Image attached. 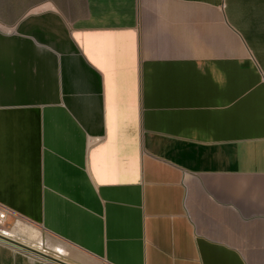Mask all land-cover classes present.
<instances>
[{"label": "crops", "instance_id": "0c3cea01", "mask_svg": "<svg viewBox=\"0 0 264 264\" xmlns=\"http://www.w3.org/2000/svg\"><path fill=\"white\" fill-rule=\"evenodd\" d=\"M0 211L68 264H264V0H0Z\"/></svg>", "mask_w": 264, "mask_h": 264}, {"label": "water", "instance_id": "95a60500", "mask_svg": "<svg viewBox=\"0 0 264 264\" xmlns=\"http://www.w3.org/2000/svg\"><path fill=\"white\" fill-rule=\"evenodd\" d=\"M0 241H4V242H6V243L18 248V249H21V250L27 252V253H30V254H33L35 256L41 257L43 259H46V260L50 261L51 263H54V264H68V263L62 261L61 259H58L56 257L50 256V255H47V254H45L43 252L37 251L35 249H32V248L28 247L27 245H24V244H22V243H20V242H18L16 240L8 238V237H6V236H4L2 234H0Z\"/></svg>", "mask_w": 264, "mask_h": 264}, {"label": "rangeland", "instance_id": "374dc122", "mask_svg": "<svg viewBox=\"0 0 264 264\" xmlns=\"http://www.w3.org/2000/svg\"><path fill=\"white\" fill-rule=\"evenodd\" d=\"M0 212H1V211H0ZM17 221L22 222V220L16 219V218H14V217H8L6 220H4L3 224L0 225V226H1V227L4 226V228L10 230V229H13V227H14V225H15V223H16ZM18 237H22V236H21V235H18ZM22 238H23V237H22Z\"/></svg>", "mask_w": 264, "mask_h": 264}, {"label": "built area", "instance_id": "2783aa9c", "mask_svg": "<svg viewBox=\"0 0 264 264\" xmlns=\"http://www.w3.org/2000/svg\"><path fill=\"white\" fill-rule=\"evenodd\" d=\"M7 214L8 213L6 211H1L0 212V225L3 224L4 220L6 219ZM0 234H2V231H0Z\"/></svg>", "mask_w": 264, "mask_h": 264}, {"label": "bare ground", "instance_id": "6f19581e", "mask_svg": "<svg viewBox=\"0 0 264 264\" xmlns=\"http://www.w3.org/2000/svg\"><path fill=\"white\" fill-rule=\"evenodd\" d=\"M33 249V248H32ZM38 251V250H37Z\"/></svg>", "mask_w": 264, "mask_h": 264}]
</instances>
